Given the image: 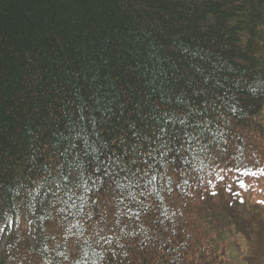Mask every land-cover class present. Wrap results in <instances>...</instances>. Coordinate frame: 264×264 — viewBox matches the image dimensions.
<instances>
[{"label": "trees", "instance_id": "trees-1", "mask_svg": "<svg viewBox=\"0 0 264 264\" xmlns=\"http://www.w3.org/2000/svg\"><path fill=\"white\" fill-rule=\"evenodd\" d=\"M262 197L264 0H0V264H264Z\"/></svg>", "mask_w": 264, "mask_h": 264}, {"label": "rangeland", "instance_id": "rangeland-1", "mask_svg": "<svg viewBox=\"0 0 264 264\" xmlns=\"http://www.w3.org/2000/svg\"><path fill=\"white\" fill-rule=\"evenodd\" d=\"M264 198L262 197L261 198V201L263 200ZM262 240H261V243H260V251L263 255V259H264V226L262 228ZM39 239V235L37 232H32L31 235H30V243L32 244V246L34 247L35 246V243L37 242V240Z\"/></svg>", "mask_w": 264, "mask_h": 264}]
</instances>
